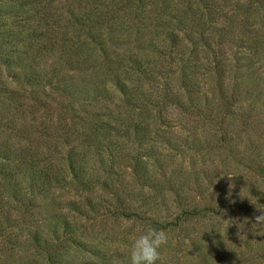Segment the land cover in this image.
<instances>
[{"label":"rangeland","instance_id":"374dc122","mask_svg":"<svg viewBox=\"0 0 264 264\" xmlns=\"http://www.w3.org/2000/svg\"><path fill=\"white\" fill-rule=\"evenodd\" d=\"M206 1L0 0V264H128L147 227L156 264H264V0Z\"/></svg>","mask_w":264,"mask_h":264},{"label":"trees","instance_id":"16d2710c","mask_svg":"<svg viewBox=\"0 0 264 264\" xmlns=\"http://www.w3.org/2000/svg\"><path fill=\"white\" fill-rule=\"evenodd\" d=\"M144 1L145 0H128L127 3H128V5L133 6V7L137 4L136 6L138 8L142 3H144ZM179 1H180V4L183 5V10L181 11L180 14L183 17H186V18L192 17L193 22H195L197 20V25L200 28H203L206 24L204 22H201L200 23L199 20H201V19H200V17L198 18V15L201 16V17H203V16L206 15L207 10L210 9V5L208 4V2L206 0H200V2L203 4V6H202L203 8H202V10H199V9H194V7L191 6V4H192L191 0H179ZM209 1H214V0H209ZM251 2L252 1H250L248 3L246 2L245 5H243V7L241 8V11L238 12V13H236V14L241 15L242 14V11H248L249 10L248 7H250L252 5ZM209 3L211 4V2H209ZM200 13H201V15H200ZM250 13L247 15L248 18H249ZM170 20L171 19H169L168 22ZM245 26L246 25H243L242 27H245ZM183 27H185V28L188 27L187 22H185V25ZM232 27H233V24H232ZM243 33L248 36L250 42L251 41L252 42H255L253 44L254 46H252V48H251V50L254 51L253 54L256 55L260 51V49L258 51V48H264V42H263V40L262 39H259L260 37L262 38V34H260V32H258V30H246V32H243ZM172 34H174V35H172ZM1 35H3V37L0 40V51L2 50L3 44H4V42L6 41V38H7V35L5 33H2ZM170 35H172L171 39L173 40V42H175L176 41V38L178 37L176 35V33L175 32H171ZM256 37H259V38H256ZM237 60H239V62H240L241 61V58L238 57ZM185 62H187V61H184L183 58H180L181 70H182V73H183L182 77L186 81V79L189 78V73H188L189 72V70H188L189 66ZM149 66H147V67H149ZM189 69H191V68H189ZM146 73L147 74L154 75L157 72L153 68H149L148 70H146ZM127 104H128L129 107L133 108V110L135 111V113L138 112V115H137L138 117H141L145 121L146 120H149V114H150L151 111L146 108V105H144V104H139L138 105L137 103L132 102L131 100L130 101H127ZM152 116H153V114H150V118ZM3 173H4V177L5 178H7V177H9V179H13L14 178L13 177V174L11 172H7L6 173V171H3ZM35 181L36 180L34 179L33 182H35ZM13 184L14 185L12 186V188H15V190L17 192L18 191V188L20 186V183L19 182H15ZM83 185H85V184H83ZM31 187H36V184H32ZM25 200H26L27 205H34V197L32 198L30 196H25ZM0 227H2V225H0ZM61 242H62V245L63 246L66 243V242H63V241H61ZM45 244H46V242H45ZM62 245H61V249L63 248Z\"/></svg>","mask_w":264,"mask_h":264},{"label":"clouds","instance_id":"9594fccd","mask_svg":"<svg viewBox=\"0 0 264 264\" xmlns=\"http://www.w3.org/2000/svg\"><path fill=\"white\" fill-rule=\"evenodd\" d=\"M257 209L260 215L255 217L256 224H264V208L257 206ZM167 242L168 235L164 231L153 227L140 230V234L131 239L127 247L128 264H156L158 249Z\"/></svg>","mask_w":264,"mask_h":264}]
</instances>
